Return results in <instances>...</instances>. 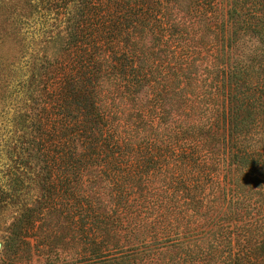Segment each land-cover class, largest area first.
Segmentation results:
<instances>
[{
  "label": "trees",
  "instance_id": "16d2710c",
  "mask_svg": "<svg viewBox=\"0 0 264 264\" xmlns=\"http://www.w3.org/2000/svg\"><path fill=\"white\" fill-rule=\"evenodd\" d=\"M0 116V264H264V0H0Z\"/></svg>",
  "mask_w": 264,
  "mask_h": 264
},
{
  "label": "rangeland",
  "instance_id": "374dc122",
  "mask_svg": "<svg viewBox=\"0 0 264 264\" xmlns=\"http://www.w3.org/2000/svg\"><path fill=\"white\" fill-rule=\"evenodd\" d=\"M26 42L27 40H25L23 43L26 44ZM38 43L39 42L37 41V42H34L33 44L31 43V45L33 46L34 49L38 50V47L40 46ZM53 50H55L53 45H51L49 48H46V52L48 54L51 53ZM42 51L40 50L41 53ZM28 52H31L29 48H28ZM29 60H31L30 57H29ZM11 111L12 110L10 109L8 113L5 115L6 118L11 117L12 115ZM0 120H1V116H0ZM4 121L5 120L3 118V121L1 123L2 125L0 126V133L4 132L2 128ZM37 193H38L37 189L34 187V185H32L30 188L22 189L15 199L7 201L6 203L0 206V262H1V259L4 257V255L7 252L11 251L10 243L8 241V234L10 231L9 226H10L11 221L19 215L22 206L25 203L29 204ZM35 264H38V262Z\"/></svg>",
  "mask_w": 264,
  "mask_h": 264
}]
</instances>
